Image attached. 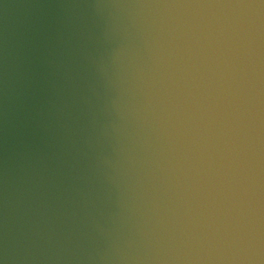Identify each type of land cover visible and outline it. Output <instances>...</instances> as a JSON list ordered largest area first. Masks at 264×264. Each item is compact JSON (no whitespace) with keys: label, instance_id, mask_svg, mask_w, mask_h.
Wrapping results in <instances>:
<instances>
[{"label":"water","instance_id":"water-1","mask_svg":"<svg viewBox=\"0 0 264 264\" xmlns=\"http://www.w3.org/2000/svg\"><path fill=\"white\" fill-rule=\"evenodd\" d=\"M0 264H264V0H0Z\"/></svg>","mask_w":264,"mask_h":264}]
</instances>
